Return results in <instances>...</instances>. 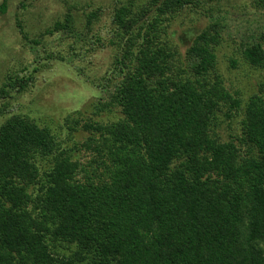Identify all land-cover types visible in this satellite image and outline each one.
Instances as JSON below:
<instances>
[{"label": "trees", "instance_id": "1", "mask_svg": "<svg viewBox=\"0 0 264 264\" xmlns=\"http://www.w3.org/2000/svg\"><path fill=\"white\" fill-rule=\"evenodd\" d=\"M151 4V18L126 5L114 13L109 45L122 55L98 111L114 107L121 117L86 123L90 160L24 116L0 126V264H264V96L249 100L242 136L223 141L217 114L242 107L216 71L224 19L181 61L158 23L194 1ZM97 18H88L91 33ZM72 29L67 14L45 35ZM243 55L264 67V35ZM33 81L12 78L0 99Z\"/></svg>", "mask_w": 264, "mask_h": 264}, {"label": "rangeland", "instance_id": "2", "mask_svg": "<svg viewBox=\"0 0 264 264\" xmlns=\"http://www.w3.org/2000/svg\"><path fill=\"white\" fill-rule=\"evenodd\" d=\"M193 1L195 4L179 14L160 20L158 28L178 47L182 61L195 39L217 16L224 19L216 48V71L242 103L239 111L224 106L217 114L215 129L228 142L242 136L249 100L264 96V67H253L243 55L245 45L261 42L264 8L260 0ZM125 5L136 14L145 11L149 18L156 15L151 0L10 1L7 12L0 13V88L16 76L32 74L34 81L26 91L0 99V126L12 116H24L53 131L63 143L62 150L71 152L75 159L90 160L92 154L82 150L90 136L84 129L86 123H107L121 117L114 107L102 112L98 108L109 101L107 92L114 90L112 81L107 86V79L112 78L122 50L120 45H109V40L113 38L114 13ZM95 13L98 18L91 33L87 21ZM67 14L72 18L73 32L45 35L55 24L64 23ZM19 25L27 40L20 34ZM97 35L104 37V48L96 41ZM79 111L84 112L82 117Z\"/></svg>", "mask_w": 264, "mask_h": 264}]
</instances>
